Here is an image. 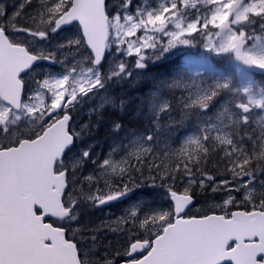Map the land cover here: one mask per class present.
Masks as SVG:
<instances>
[{
    "label": "snow or ice",
    "instance_id": "6c2138e0",
    "mask_svg": "<svg viewBox=\"0 0 264 264\" xmlns=\"http://www.w3.org/2000/svg\"><path fill=\"white\" fill-rule=\"evenodd\" d=\"M31 2L7 19L0 4V264H264V115L252 127L264 113V0H40L17 26ZM72 25L79 35L55 49L38 44ZM217 59L233 71L218 72ZM150 67L168 69L148 98L152 131L103 159L91 146L74 155L95 126L78 123L84 106L99 114L113 103L101 93ZM162 88L183 93L169 123L193 125L177 148L160 147V116L173 110ZM146 184L164 204L132 197ZM201 197L208 207L189 215ZM111 205L114 220L78 223L85 207ZM105 230L115 237L101 255Z\"/></svg>",
    "mask_w": 264,
    "mask_h": 264
},
{
    "label": "rangeland",
    "instance_id": "374dc122",
    "mask_svg": "<svg viewBox=\"0 0 264 264\" xmlns=\"http://www.w3.org/2000/svg\"><path fill=\"white\" fill-rule=\"evenodd\" d=\"M10 1H12V0H0V4H3L5 6V8H6V13H5V17H4L5 19H7L8 16H11L14 12H16L19 9L20 4L24 2V0H23V1L15 2L14 4H10ZM36 1L38 3L40 2V0H36ZM157 1H158V3H156V6L159 3L162 2V0H144L143 4L144 5H150V6L154 7L155 2H157ZM193 12H195V9H193ZM60 32H62V33L58 34ZM78 35H79V27H78V25H74V26H72L70 28L62 29V30H60V31H58L56 33H50L49 38H48L47 41H39L38 44L43 45L45 47H48L50 49H55V47L58 44L64 42L65 40L72 39V38H74V37H76ZM257 35H259V33H257ZM74 51H75L74 49L70 48V49L67 50L66 54L71 55ZM199 51H200V49L197 48V49H194L192 51V53H191L192 60H193V67L194 68L196 67V62L199 60V56L197 55V53ZM216 61H219V59L214 60L213 61V65L217 69L218 72H222V73L227 74V73L233 71V67L230 66L227 63V61L220 60L221 64L224 66V68H218L217 65H215ZM40 65H42V64H40ZM40 65H37V68H40V69H49V68H51V69L56 70V71H59L60 67H61L59 64L49 65V66H40ZM41 74H42L41 71L37 72V76H40ZM131 79H134V78H131ZM258 82H260V81H258ZM118 86H120V82L113 83V86L111 84L109 89H108V91L106 93H101V94L110 96L111 95V89L110 88H112V87L116 88ZM152 93L153 92L151 91V93H149L148 95L143 97V100L145 101L148 109H150V105L148 103V98H149V96ZM158 97H159V99L161 98V96L159 94H158ZM226 100H227V97L218 99V101L215 104L214 108H216L217 104H219V103H220V106L223 105L226 102ZM98 103H99V98H97V100L93 102V106L95 104H98ZM107 106L108 105H105V107L100 111V113L104 112L107 109ZM84 113L86 115H84ZM88 113H89V106L85 105L84 108L82 109L79 117H78V123H88L89 121H91L92 125H95V126L91 128L90 133H86V134H84L82 136V138L76 140L77 144L73 148V154L74 155H76L77 153L79 155L82 152V150L87 149V148H89V146H91V156L92 157H97L98 156L100 159H103V157H106L108 155V153L111 152L114 147H116L117 145H119L122 142L123 143H127L130 139L134 138L133 136L132 137L125 136V142H124V139L119 137V140H120L119 143L116 142L113 147L110 146V144H108V143H103V144L100 145V147H108V146L109 147L106 150H101V151H98V153H96V152L93 153L94 146L92 145V142H93L92 138H94V136H95L93 133H94L95 127H97V125H98V121H99L98 116H99L100 113L99 114L93 113V114H90V115H88ZM261 115H264V113H260L259 110H257V113L254 116L253 121H252V125L254 127H259V125L257 124V121L260 119ZM115 158L119 159V154H117V156ZM90 167H91V164L89 162V166H87L85 168L87 170ZM144 188H146V190H147L146 191V195L147 194H151V193L156 191L157 194L160 196L158 198L159 202L161 204H164V202L166 200V197L162 196L163 189L153 188V187H151V186H149L147 184L142 187V189H144ZM140 194H143V193H139V195ZM212 202L213 201H209V203H212ZM207 207H208V204L205 203V200L203 198L202 203L199 204V208H197L196 211H203ZM106 212H107V215H106ZM106 212L105 211H101V209L89 210V209H87L85 207V209L82 211V214H81V217H80V220L78 221V223H82V224H84V225H86L88 227H95V226L99 225L101 221L114 220L116 218V216H117V215H115L116 212H112L111 210L106 211ZM100 215H102V216H100ZM114 237H115V234L112 233V232H109V231H106V230L105 231H101L100 233H98V244L95 246L94 249H97V252L98 253L101 252V255H103L104 254V246L107 245L110 241H113Z\"/></svg>",
    "mask_w": 264,
    "mask_h": 264
},
{
    "label": "trees",
    "instance_id": "16d2710c",
    "mask_svg": "<svg viewBox=\"0 0 264 264\" xmlns=\"http://www.w3.org/2000/svg\"><path fill=\"white\" fill-rule=\"evenodd\" d=\"M19 1L23 0H12L10 1V4H14L15 2ZM143 1L144 0H136V3L144 5ZM39 3L36 0H32L31 4H28L23 8L21 16L16 18L15 22L17 26L24 25L25 21L23 17L28 14L34 13L35 10L39 7ZM156 3H158V1L155 2L154 7H156ZM215 65H217L218 68H224L220 60L216 61ZM145 75L146 77L140 80H124L120 82V86L116 88H110L111 92L114 93L117 97L119 104L117 107H114V109L113 107L108 106L104 112H101L99 114L98 126L95 130L96 135L94 136V140H96V143L98 145L103 144L105 142H112V139L115 138L114 136L116 134L121 137L120 135L122 134H119L121 129L118 132L113 130V125L115 122H119L122 126L126 127V133L128 134L130 129L139 130L144 126L146 128L148 119L146 117V109L143 107L144 105H146L145 101L143 100V97L151 93V91L153 93L157 92V90L152 89V87L157 88V83L159 80L168 78V69L166 67H150L149 72ZM159 91L162 94V99L168 100L173 105V110L163 119L168 123L170 119L178 121L179 116L181 115L179 100L183 93H181L179 90L173 92L166 88H162ZM121 102H123L122 105ZM252 127L258 128L254 127L253 125ZM128 134H126V136H128ZM124 138L125 136H123V139ZM166 141L171 144L173 148H175V145L172 144L171 140ZM164 142L165 141L163 140L161 147H163ZM209 174H211V172H209ZM146 175L148 174L146 173ZM202 201L203 197L198 198L197 203H202Z\"/></svg>",
    "mask_w": 264,
    "mask_h": 264
},
{
    "label": "flooded vegetation",
    "instance_id": "af4514ba",
    "mask_svg": "<svg viewBox=\"0 0 264 264\" xmlns=\"http://www.w3.org/2000/svg\"><path fill=\"white\" fill-rule=\"evenodd\" d=\"M62 32H60V33H58V34H61ZM40 66H49L48 64H46V63H43L42 65H40ZM149 72V71H148ZM148 72H145V73H143L142 74V77L143 78H145L146 77V73H148ZM255 79L257 80V81H260V82H262L263 80H264V77H261L260 75H256L255 76ZM152 89H154V90H157V88H154V87H152ZM160 96H161V98L160 99H162V94H161V92L159 91V93H158ZM110 97H111V99H112V101H113V103H111V104H108V106H111V107H113V109H114V107H117L118 106V100H117V97L115 96V94L114 93H112L111 92V95H110ZM87 106H89V105H87ZM107 106V107H108ZM145 109H146V117H147V119H148V122H147V125H146V128H145V126L143 127V128H141V129H139V130H136V129H130L129 130V134H128V136H130V137H132L133 136V134L135 133V134H141V133H144V134H146V133H149L150 131H152V120H153V114H152V112L150 111V109H148V107H147V105H144L143 106ZM112 109V110H113ZM217 110H221V106H220V103L219 104H217V106H216V108H214L213 110H210L209 112H208V115H213L214 114V112L215 111H217ZM93 114V113H92ZM169 114V112H165V113H162L161 114V116H160V124H161V128L158 130V135H159V138H160V141H161V143H160V147H161V144H162V141L164 140V141H166V140H171L172 141V144L173 145H175V148L176 147H178L179 146V144L183 141V139L185 138V136H187L188 134H190L191 133V131H192V128H193V125L191 124V123H189V122H186L185 124H183V125H179V124H170V123H168L167 121H165L163 118L165 117V116H167ZM84 115H86L85 113H84ZM88 115H90L89 113H88ZM87 115V116H88ZM180 118H181V115L179 116V119H178V121L180 120ZM98 126V125H97ZM97 129V127H95V129H94V135H96V133H95V130ZM126 130H127V128L126 127H124V126H122V128H121V131H120V133L119 134H122V135H120L121 136V138H123V136H126ZM189 130V131H188ZM91 131V130H90ZM184 132V133H183ZM115 138H113L112 139V142H108V144H110V146H114L115 145V143L116 142H118L119 143V135H115L114 136ZM165 137V138H164ZM92 140H93V142H92V145L94 146V151H93V153L94 152H96V153H98V151H101V150H106L108 147H100V145L101 144H97L96 143V140H94V138H92ZM101 142V141H100ZM124 142H125V138H124ZM106 143V142H105ZM77 143L75 142V144H74V146H73V148L75 147V145H76ZM76 154V153H75ZM76 155H78V153L76 154ZM87 166H89V163L87 164V165H85V167H87ZM149 186H150V184H149ZM146 188H144V189H142V187L141 188H139V189H137L136 190V193H134V194H131L132 195V197L133 198H135L136 196H138L139 195V193H143V194H145L146 195ZM153 193H157L156 191L155 192H153ZM156 198L158 199L159 198V195L157 194V196H156ZM126 200L128 199L127 197L125 198ZM199 204H201V203H197V206L195 207V209L193 210V211H191L190 213H189V215H197L198 213H200V212H202V211H196V209L197 208H199ZM109 210H111L112 212H116V214L115 215H119L120 213H119V211H118V209H117V206L116 205H111V206H108V207H105V208H103V209H101V211H109ZM106 215H107V212H106ZM100 216H102V215H100ZM94 250V252H97V249H93ZM100 254H101V252H99Z\"/></svg>",
    "mask_w": 264,
    "mask_h": 264
},
{
    "label": "water",
    "instance_id": "95a60500",
    "mask_svg": "<svg viewBox=\"0 0 264 264\" xmlns=\"http://www.w3.org/2000/svg\"><path fill=\"white\" fill-rule=\"evenodd\" d=\"M72 26H74V25H72ZM72 26H65V27L62 28V29L70 28V27H72ZM62 29H61V30H62ZM59 31H60V30H59ZM41 63H47V64H50L48 61H39V62L37 63V65H39V64H41ZM50 65H51V64H50ZM193 207H194V206H193ZM193 207H192V208H193ZM192 208H191V209H192Z\"/></svg>",
    "mask_w": 264,
    "mask_h": 264
},
{
    "label": "bare ground",
    "instance_id": "6f19581e",
    "mask_svg": "<svg viewBox=\"0 0 264 264\" xmlns=\"http://www.w3.org/2000/svg\"><path fill=\"white\" fill-rule=\"evenodd\" d=\"M189 131V130H188ZM184 133V132H183ZM128 134V133H127ZM165 138V137H164ZM111 139V138H110ZM110 151V150H109Z\"/></svg>",
    "mask_w": 264,
    "mask_h": 264
}]
</instances>
